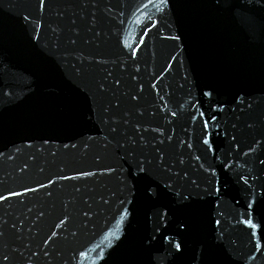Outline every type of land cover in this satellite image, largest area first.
I'll list each match as a JSON object with an SVG mask.
<instances>
[{"label": "water", "instance_id": "water-1", "mask_svg": "<svg viewBox=\"0 0 264 264\" xmlns=\"http://www.w3.org/2000/svg\"><path fill=\"white\" fill-rule=\"evenodd\" d=\"M0 264H264V0H0Z\"/></svg>", "mask_w": 264, "mask_h": 264}]
</instances>
